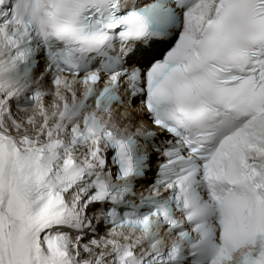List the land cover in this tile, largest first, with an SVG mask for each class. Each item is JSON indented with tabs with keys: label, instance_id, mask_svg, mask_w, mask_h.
<instances>
[{
	"label": "snow or ice",
	"instance_id": "6c2138e0",
	"mask_svg": "<svg viewBox=\"0 0 264 264\" xmlns=\"http://www.w3.org/2000/svg\"><path fill=\"white\" fill-rule=\"evenodd\" d=\"M0 264H264V0H0Z\"/></svg>",
	"mask_w": 264,
	"mask_h": 264
}]
</instances>
